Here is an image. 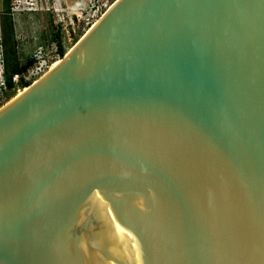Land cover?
Masks as SVG:
<instances>
[{
    "label": "water",
    "instance_id": "water-1",
    "mask_svg": "<svg viewBox=\"0 0 264 264\" xmlns=\"http://www.w3.org/2000/svg\"><path fill=\"white\" fill-rule=\"evenodd\" d=\"M0 264H264V0H115L0 106Z\"/></svg>",
    "mask_w": 264,
    "mask_h": 264
},
{
    "label": "built area",
    "instance_id": "built-area-1",
    "mask_svg": "<svg viewBox=\"0 0 264 264\" xmlns=\"http://www.w3.org/2000/svg\"><path fill=\"white\" fill-rule=\"evenodd\" d=\"M115 0H92L91 5L81 9L71 18L69 25L60 23L58 37L48 44H38L25 58L20 59V68L11 77L9 88L3 70L0 44V106L10 98V92H19L47 72L74 45V43L98 20ZM13 7L11 6V13ZM27 7L32 8L28 3ZM23 8V6H22ZM21 8L19 7V11Z\"/></svg>",
    "mask_w": 264,
    "mask_h": 264
},
{
    "label": "rangeland",
    "instance_id": "rangeland-1",
    "mask_svg": "<svg viewBox=\"0 0 264 264\" xmlns=\"http://www.w3.org/2000/svg\"><path fill=\"white\" fill-rule=\"evenodd\" d=\"M13 7L14 37L20 59L30 54L38 44H48L60 23L69 25L71 18L83 8H88L92 0H10ZM30 4L32 8L27 7ZM23 6V8H22ZM19 7L21 10L19 11ZM2 11L0 0V38L2 36ZM21 92V90L19 91ZM18 94L10 92L11 99ZM8 99V100H9Z\"/></svg>",
    "mask_w": 264,
    "mask_h": 264
},
{
    "label": "trees",
    "instance_id": "trees-1",
    "mask_svg": "<svg viewBox=\"0 0 264 264\" xmlns=\"http://www.w3.org/2000/svg\"><path fill=\"white\" fill-rule=\"evenodd\" d=\"M2 11V36L0 38L2 63L6 83L10 88L13 83L11 77L20 68V58L17 52V42L14 37L13 21L11 18V1L1 0ZM58 37V32L53 33L52 39Z\"/></svg>",
    "mask_w": 264,
    "mask_h": 264
}]
</instances>
